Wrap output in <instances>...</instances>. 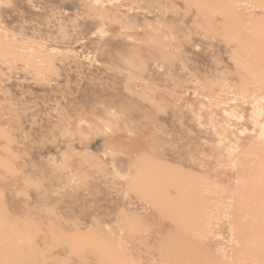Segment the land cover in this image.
Masks as SVG:
<instances>
[{"label":"rangeland","instance_id":"obj_1","mask_svg":"<svg viewBox=\"0 0 264 264\" xmlns=\"http://www.w3.org/2000/svg\"><path fill=\"white\" fill-rule=\"evenodd\" d=\"M0 264H264V0H0Z\"/></svg>","mask_w":264,"mask_h":264}]
</instances>
